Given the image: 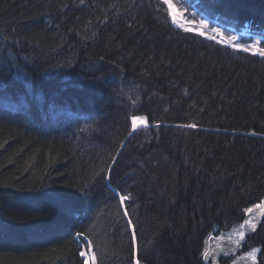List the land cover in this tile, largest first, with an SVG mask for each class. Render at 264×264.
Here are the masks:
<instances>
[{"label": "trees", "instance_id": "obj_1", "mask_svg": "<svg viewBox=\"0 0 264 264\" xmlns=\"http://www.w3.org/2000/svg\"><path fill=\"white\" fill-rule=\"evenodd\" d=\"M172 1L264 47V0ZM263 198L264 57L165 0H0V264H209Z\"/></svg>", "mask_w": 264, "mask_h": 264}, {"label": "rangeland", "instance_id": "obj_2", "mask_svg": "<svg viewBox=\"0 0 264 264\" xmlns=\"http://www.w3.org/2000/svg\"><path fill=\"white\" fill-rule=\"evenodd\" d=\"M168 3L171 5L170 11H172L173 19L179 14L183 19H185L186 11L184 8L175 6L172 0H168ZM244 28L247 29V27ZM136 117H138L139 119H137L136 126L135 128L133 127L134 129L145 125V120L143 117ZM258 205L260 207H257ZM247 208H251L252 212L246 213L245 220L249 219L253 220V222L258 223L264 216V198L260 202L255 203ZM243 223L244 221L235 225L231 229L222 231L218 234H209V236L206 238L207 243H205V246L203 248V253L205 249H207V257H205L202 253L204 261L208 262L209 264H253V261L249 258L248 253H250L253 249L258 250V248H253L247 252L240 251L243 240H239V233L243 231L246 235L251 231L250 227L247 225L241 228V225ZM238 240L239 243H237ZM257 254L258 251L256 253V258Z\"/></svg>", "mask_w": 264, "mask_h": 264}, {"label": "snow or ice", "instance_id": "obj_3", "mask_svg": "<svg viewBox=\"0 0 264 264\" xmlns=\"http://www.w3.org/2000/svg\"><path fill=\"white\" fill-rule=\"evenodd\" d=\"M165 2L168 3V0H165ZM169 7H171L170 4H169ZM200 23H201V25L204 28L208 27V23L206 21L201 20ZM210 31H211L212 35L207 36V38L210 39V40H216L217 35H219L221 37V40L218 41V43H229V44H231L236 39L234 36H231V37H228L225 40L224 33L218 27H212L210 29ZM198 35L205 36L206 33L204 31H199L198 30ZM233 47L235 49H237V50H242L244 52H249L251 50L252 54H254V55L258 54L260 57H264V47L258 46V42L250 44V45L233 44ZM137 119H139V118L138 117H133L132 118V125H133L134 128L136 126ZM195 126L196 125H194V124L189 125V127H195ZM86 195H87V193L84 194V196H86ZM126 199H127L126 196H123V195L120 196L121 203H124V201ZM257 207H260V206L258 205ZM245 212L246 213H251L252 209L251 208H247V209H245ZM245 225L249 226L251 231H255L256 227H257V223L253 222V220H249V219L244 220V223L241 225V228H243ZM244 236H245V233L243 231H241L239 233V240H243ZM82 239L84 241V244L87 245V249H88V250H81L79 252L80 257L83 258V264H97L96 254L91 251V247H92L91 242L88 241L86 238H83L80 233H77L76 236H75V240L76 241H81ZM134 240H135V237H134ZM239 240L237 241V243H239ZM205 243H207V241H205ZM82 247H83V245H82ZM257 251H258L257 249H253L250 253H248L249 258L253 261V264H255ZM203 255L205 257H207V255H208L207 249H205ZM136 264H140V259L136 260Z\"/></svg>", "mask_w": 264, "mask_h": 264}, {"label": "built area", "instance_id": "obj_4", "mask_svg": "<svg viewBox=\"0 0 264 264\" xmlns=\"http://www.w3.org/2000/svg\"><path fill=\"white\" fill-rule=\"evenodd\" d=\"M178 17V21L179 23L182 25V26H185L187 29H190V30H194V31H204L206 33V35H212L210 29L212 28V26H208L207 28H204L202 25H201V20L200 21H193V20H190V21H184L181 17V15H177ZM224 33V37H225V40L228 38V37H231V35H228L225 31H222ZM217 40H221V37L219 35H217ZM253 43H256V41H251V42H242L239 38H236L230 45H233V44H245V45H250V44H253ZM229 44V43H227ZM258 46H259V43H258Z\"/></svg>", "mask_w": 264, "mask_h": 264}, {"label": "bare ground", "instance_id": "obj_5", "mask_svg": "<svg viewBox=\"0 0 264 264\" xmlns=\"http://www.w3.org/2000/svg\"><path fill=\"white\" fill-rule=\"evenodd\" d=\"M184 21H190V20H193V21H197V19L196 18H193V17H190L189 15H187L186 14V17H185V19H183ZM204 21H206V20H204ZM207 22V21H206ZM208 23V22H207ZM208 26H210L209 25V23H208ZM214 27H216V26H214ZM218 28H220L221 29V31H224L221 27H218ZM228 35H231V36H234L235 38H239V36L237 35V34H235V33H230V34H228ZM84 250H87V249H84Z\"/></svg>", "mask_w": 264, "mask_h": 264}]
</instances>
